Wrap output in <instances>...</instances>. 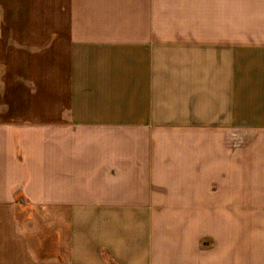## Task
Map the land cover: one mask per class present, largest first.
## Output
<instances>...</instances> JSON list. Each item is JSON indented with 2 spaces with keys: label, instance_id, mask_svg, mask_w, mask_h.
<instances>
[{
  "label": "crops",
  "instance_id": "crops-1",
  "mask_svg": "<svg viewBox=\"0 0 264 264\" xmlns=\"http://www.w3.org/2000/svg\"><path fill=\"white\" fill-rule=\"evenodd\" d=\"M103 252L264 264V0H0V264Z\"/></svg>",
  "mask_w": 264,
  "mask_h": 264
},
{
  "label": "rangeland",
  "instance_id": "rangeland-1",
  "mask_svg": "<svg viewBox=\"0 0 264 264\" xmlns=\"http://www.w3.org/2000/svg\"><path fill=\"white\" fill-rule=\"evenodd\" d=\"M25 218H31L28 226H26V232L29 236H33L31 238V245L35 247V251L39 255H46L45 252L47 248L49 250H54V229L51 226H48L44 223L43 220L39 217V215L35 211H25ZM29 216V217H28ZM29 220H24L25 224L28 223ZM45 250V251H44ZM50 253V252H49Z\"/></svg>",
  "mask_w": 264,
  "mask_h": 264
},
{
  "label": "trees",
  "instance_id": "trees-1",
  "mask_svg": "<svg viewBox=\"0 0 264 264\" xmlns=\"http://www.w3.org/2000/svg\"><path fill=\"white\" fill-rule=\"evenodd\" d=\"M54 248H55V247H54ZM53 253H54V255H56V257H58L57 249H55V250L53 251ZM102 256H103V260H104V263H105V264H117V263L111 258V256H110L109 254L103 252V253H102Z\"/></svg>",
  "mask_w": 264,
  "mask_h": 264
}]
</instances>
